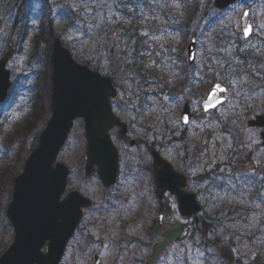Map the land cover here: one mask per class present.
<instances>
[{
    "label": "rangeland",
    "instance_id": "374dc122",
    "mask_svg": "<svg viewBox=\"0 0 264 264\" xmlns=\"http://www.w3.org/2000/svg\"><path fill=\"white\" fill-rule=\"evenodd\" d=\"M29 2V33L20 40L18 11ZM117 2L4 0L0 4V57L9 38L15 39L16 48L8 63L12 92L0 103V253L13 239L6 217L12 177L22 172L51 115L49 111L36 117L34 110L36 104L49 110L51 82L44 79V71L51 73V65L45 64L44 42L49 38L52 42L55 34L78 62L87 57L90 68L112 77L118 88L116 102L125 108H117L118 115L130 121L131 137L145 142L129 150L111 132L120 150L122 173L116 186L106 189L98 177L84 179L85 124L82 119L75 121L58 159L71 169L68 190L80 189L94 206L85 211L61 264H92L95 253L102 264H144L148 259L153 243L162 239L151 240L147 234L159 211L149 145L189 177L187 190L198 195L203 207L196 219L186 220L175 197L167 196L172 214L165 223H186L191 233L169 248L158 264H264V145L262 128L248 125V120L264 113V72L251 56H259L264 68V0L239 2L225 11L216 9L214 0H155L142 7L139 25L145 65L159 75L146 84H140L123 59L130 51L124 34L118 32L123 14ZM246 8L254 27L248 40L240 24ZM191 34L198 38L192 64L186 49ZM97 37L100 42H95ZM105 39L104 51L128 52H117L110 57L112 68L102 69L97 65L105 61L97 56ZM215 82L227 86V100L217 111L204 114L201 101ZM186 99L194 117L184 126L180 115ZM230 203L244 208H230ZM207 213L214 219L204 234L202 216Z\"/></svg>",
    "mask_w": 264,
    "mask_h": 264
},
{
    "label": "water",
    "instance_id": "95a60500",
    "mask_svg": "<svg viewBox=\"0 0 264 264\" xmlns=\"http://www.w3.org/2000/svg\"><path fill=\"white\" fill-rule=\"evenodd\" d=\"M237 1L215 0L218 9H225ZM249 15L241 17L243 27L251 25ZM253 33L249 34V38ZM14 39L9 40L7 51L0 59V102H3L11 86V71L7 64L13 57ZM190 64L195 57L196 41L193 38L187 47ZM52 89L51 117L40 132L37 145L26 158L23 171L13 177L12 200L6 210L15 236L13 243L0 256V264H60L66 246L73 236L76 227L81 222L83 209L88 208L92 201L79 190L70 191L66 197H61L66 191L70 169L58 161V156L74 126L76 119L85 123L87 139L86 163L84 174L90 178L98 174L107 187L114 185L119 172V150L111 137V130L119 126L116 136L120 139L128 133V125L115 113L111 100L117 96V88L109 75H103L85 64L75 60L71 51L60 37L55 36L51 48ZM220 84L221 87H227ZM207 97L202 101L204 113L215 110L225 103V92L217 91L211 102L216 104L220 98L222 103L209 107ZM228 90V89H227ZM205 108H208L205 111ZM188 117L184 123L182 117ZM192 118L190 100H186L181 121L189 124ZM250 127H264V113L248 121ZM264 145V130L261 132ZM135 140H131L134 145ZM154 159V175L157 198L163 200L169 191L178 201V209L184 217H194L201 212V204L193 192L185 190L187 176L177 171L160 153L152 150ZM164 214L155 217L148 229V234L155 239L164 231ZM190 233L186 225L175 224L165 229L162 242L154 244L153 253L145 264H157L161 254L173 243L185 240ZM47 243V252L42 248ZM93 264H101L97 254Z\"/></svg>",
    "mask_w": 264,
    "mask_h": 264
},
{
    "label": "trees",
    "instance_id": "16d2710c",
    "mask_svg": "<svg viewBox=\"0 0 264 264\" xmlns=\"http://www.w3.org/2000/svg\"><path fill=\"white\" fill-rule=\"evenodd\" d=\"M4 2V0H0V4H2ZM154 3L155 0H118V2L116 3L117 8L120 12V14H123L122 18L120 19V22L118 24V27L120 30L122 31V36L124 34L123 37L126 38V40L128 41V45L127 48L130 51V53L127 54V56H124V61L128 63L127 67L129 69H131L132 72H134V74L140 79V84H146L147 80L153 77L158 78V74L155 71H152L151 69H149L148 67H146L145 65V57H144V51H145V47H144V40H143V34L140 32V25H139V20H140V15H142L141 13V8L146 6L147 4L150 3ZM23 8L20 9L18 12L20 19H17L18 21H22L20 27L18 26V37L20 38V40H24L28 33H29V27H28V22H29V17L31 14V3H23ZM121 6V7H119ZM16 21V20H15ZM18 21H16L14 23V26H16L18 24ZM19 21V22H20ZM51 26H53V24H50ZM49 25V26H50ZM51 30V29H50ZM53 40V37H52ZM63 40V39H62ZM132 41H135V43H132ZM64 42V40H63ZM47 46L44 49V59H45V64L47 63V65H51V59H50V52H51V47L50 44L52 45V42H50V38L49 39H45L44 42ZM127 51V50H125ZM128 52V51H127ZM141 53H143V55H141ZM253 57V59L255 60L256 63H254V65H259L257 67L258 70L263 71L264 72V68H263V61L261 60V58L257 55H251ZM82 62L87 64V65H91L89 59L87 57H82ZM127 60V61H126ZM262 67V68H260ZM97 68H100L99 65H97ZM50 75L51 73L44 71V79L49 81L50 80ZM252 76H254V74H251ZM12 92V91H11ZM10 92V93H11ZM115 108H117V105L114 104ZM134 107V105H132ZM50 110L45 111V106L42 104H36L35 106V110H34V114L36 117H39L41 115V113L46 112V114L49 113ZM36 145V144H35ZM213 189L216 187H212ZM212 193V192H211ZM213 194V193H212ZM214 196V195H213ZM165 205H168L167 203L164 202H159V210L163 211V207ZM223 207H226L223 203V205H221ZM230 208H244L242 207L241 204L237 203V204H233L230 203L229 204ZM213 217L211 215H208L207 213V217L202 216V223H203V227L201 228V231L205 234V229L206 227L210 226L213 222ZM224 253V252H223ZM227 257L229 256H223V258H225L227 260ZM231 259L233 258L232 256H230Z\"/></svg>",
    "mask_w": 264,
    "mask_h": 264
},
{
    "label": "snow or ice",
    "instance_id": "6c2138e0",
    "mask_svg": "<svg viewBox=\"0 0 264 264\" xmlns=\"http://www.w3.org/2000/svg\"><path fill=\"white\" fill-rule=\"evenodd\" d=\"M243 15L245 17H247L249 15V13L248 12H244ZM97 27H99V25H97ZM91 31H92V29L89 28L88 29V32H91ZM251 31H252V26L251 25H247V26H244L243 27V32H244V36L245 37H248L249 34L251 33ZM103 35H104V37H106L107 34L104 33ZM100 39H101L100 37H97L96 40H95V42H100ZM132 43H135V41H132ZM105 46H106V39H105L104 43L101 44V49L102 50L99 52V54L97 56L98 59L99 58H102L105 61V63H103V64L100 65V67L102 69L112 68V61H111L110 57L117 55V52H119L120 54H123L124 51H125L124 49H119V48H117V50L115 52L114 51H111L110 49L108 51H104L103 49L105 48ZM93 55H96V54H93ZM141 55H143V53H141ZM194 58H195L194 56H191V55L189 56V59H194ZM114 71L115 70L113 69V72ZM127 75H129V74H125V78H127ZM217 91H219V92H225V91H227V89L221 87L220 84L214 85L213 91L210 93L209 100L207 101L209 107H215L216 104L222 103V100L220 98H217L216 99V104H213L211 102L212 97H216ZM132 94L135 95V93H132ZM121 99H123V94L121 96ZM117 106H119V104H117ZM207 110H208V108H205V111H207ZM182 119H183L184 123H188V117L187 116L182 117ZM221 171H224V169H221Z\"/></svg>",
    "mask_w": 264,
    "mask_h": 264
},
{
    "label": "flooded vegetation",
    "instance_id": "af4514ba",
    "mask_svg": "<svg viewBox=\"0 0 264 264\" xmlns=\"http://www.w3.org/2000/svg\"><path fill=\"white\" fill-rule=\"evenodd\" d=\"M187 32H188V30H186V34H187ZM190 36H191V37H190L189 39L191 40L192 38H195V39H196V44H197V39H198V38H197L195 35L192 36V34H191ZM189 42H190V41H189ZM189 42H188V43H189ZM187 45H188V44H187ZM186 49H187V48H186ZM123 109H125V108H123ZM128 116H129V115H128ZM123 120H124V119H123ZM125 121H126V120H125ZM126 122H127L128 125H129V132H128L127 135H125V136H124L122 139H120L119 141H121V142H123V143H125V144H128V147L130 148L129 150H131L132 147H136L137 145L142 144V143L144 144L145 142H144V140H143L142 138L131 137V127H132V126H131L130 121H126ZM117 129H118L117 127H115V128L113 129V130L115 131V134H116ZM113 130H112V131H113ZM132 139L135 140V141H134V142H135L134 145H131V143H130ZM148 149L150 150V154H151V156H152V150H153L154 148L152 147V145H149ZM160 152H161V151H160ZM127 153H129V151H127ZM161 154H162V153H161ZM120 159H121V157H120ZM151 168H152V174H153V177H154L153 158H152V167H151ZM121 173H122V172H121V162H120L119 177H120ZM119 177H118V182H119ZM154 184H155V178H154ZM111 188H113V187H111ZM111 188H108V189H111ZM169 207H170V204L164 206V209H165L166 212L169 210ZM170 211H171V210H169L168 213H166V218L169 217V216L171 215V214L169 213ZM9 223H10V222H9ZM10 225H11V223H10ZM165 225L168 226L169 224H165ZM11 227H12V225H11ZM79 227H80V226H79ZM79 227H77V229H78ZM77 229H76V232H77ZM76 232H75V234H76ZM75 234H74V236H75ZM74 236L72 237V239L74 238ZM163 236H164V235L161 234L159 237H162V239H163ZM72 239H71V240H72ZM162 239H161V240H162ZM71 240H70V241H71ZM159 241H160V240H158L157 242H159ZM69 243H70V242H69ZM155 243H156V242H154L153 245H154ZM153 245H152V246H153ZM46 250H47V247H46ZM46 250H44V251H46ZM2 252H3V251H2ZM2 252L0 253V255L2 254ZM165 253H166V252H164V254H165ZM95 254H97V255L99 256L98 253H95ZM95 254H94V255H95ZM164 254H163V255H164ZM94 255H93V256H94ZM163 255H162V256H163ZM99 258H100V256H99Z\"/></svg>",
    "mask_w": 264,
    "mask_h": 264
}]
</instances>
